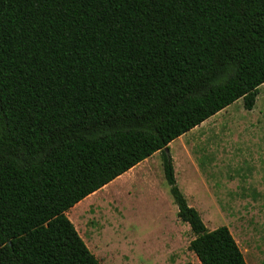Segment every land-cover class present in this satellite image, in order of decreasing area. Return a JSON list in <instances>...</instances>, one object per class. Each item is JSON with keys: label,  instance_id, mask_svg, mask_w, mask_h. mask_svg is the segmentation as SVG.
I'll use <instances>...</instances> for the list:
<instances>
[{"label": "trees", "instance_id": "16d2710c", "mask_svg": "<svg viewBox=\"0 0 264 264\" xmlns=\"http://www.w3.org/2000/svg\"><path fill=\"white\" fill-rule=\"evenodd\" d=\"M264 84V0H0V264H101L70 208L160 151L201 264H248L169 144Z\"/></svg>", "mask_w": 264, "mask_h": 264}, {"label": "rangeland", "instance_id": "374dc122", "mask_svg": "<svg viewBox=\"0 0 264 264\" xmlns=\"http://www.w3.org/2000/svg\"><path fill=\"white\" fill-rule=\"evenodd\" d=\"M258 90L253 111L245 109L241 99L231 107L234 112L204 121L181 136L174 142L173 150H180L184 142L196 145L204 164L210 162L216 151L227 152V148L229 151L236 149L234 154L257 151L262 156L264 84ZM251 119L259 120L260 124L256 129V140H240L232 146L233 139L209 135L202 142L197 137L203 128L202 132L213 133L216 129L210 127L216 120L221 127L241 131L240 122H250ZM254 167L247 163L244 170L239 171L232 163L224 170L210 166L207 172L214 177L216 184L212 188V201L195 203V206L209 230L224 225L229 227L248 264H264V166ZM232 175L238 179H231ZM130 178V174L116 178L75 210L74 225L101 264H201L189 249L195 237L190 225L182 222L177 212L161 198L156 201V187L136 182L129 189ZM163 184L168 186L165 180ZM146 211L152 216L147 217ZM160 213L162 216L158 218Z\"/></svg>", "mask_w": 264, "mask_h": 264}, {"label": "crops", "instance_id": "0c3cea01", "mask_svg": "<svg viewBox=\"0 0 264 264\" xmlns=\"http://www.w3.org/2000/svg\"><path fill=\"white\" fill-rule=\"evenodd\" d=\"M239 101H241V99L235 101L234 103L221 110L217 114L213 115L212 117L208 118L207 120L212 119L213 117H216L218 115H224V113L228 114L229 112H234L231 111V107ZM245 109H247L246 106ZM249 110L253 111L254 107ZM219 124V120H216L214 122V124L210 128H212V130L215 128L216 130H214L211 134L208 132H202L203 129H205L203 128L201 131H199V133H197L198 139L203 142L209 137V135H213L216 137L219 136L220 138H225L227 140L233 139V141H231V145L234 146V143L237 144L236 142H239L240 140H256V129H258V126L260 125L259 120L257 119H251L250 122L241 121L240 125L243 129L241 131H237L235 129H232L231 127L229 128L228 126L221 127ZM180 138L182 137L180 136L177 139ZM177 139H175L169 144L168 150V154L173 160L176 181L179 188L186 196L188 203L194 206L199 212L200 210L198 207L195 206V203L212 201V188L214 189L216 187V184L214 183V177L210 176L207 172L210 166H212V169L220 168L224 170L223 168H225L228 164L232 163L236 167V170L239 171H243L244 166L247 163L253 164L255 166L254 168L261 165L264 166V149L261 150L262 156H260L257 151L253 153L242 151L234 154L236 149L235 151H229L227 148V152L216 151L212 158L209 157L210 162L208 164H204L201 162L202 156H199L197 153L196 145L193 146L189 142H184L180 150H173L172 146ZM229 143L230 141L226 143V145H229ZM128 174L131 175L129 181V189H131V185L133 186L136 182H141L142 184L151 188L156 187V201L161 198L164 204L168 203L171 209H174L175 212H178V207L174 203V200L170 193V186L168 185L166 187L163 184L164 180L166 181V179L164 175L162 152L158 151L154 153L152 156L146 158L145 160L128 170L126 173H124V175ZM232 178L238 179L234 175H232L231 179ZM226 179L227 177L225 178V181ZM174 204L176 205V207L174 206ZM78 207L79 206L77 203L74 207H72L68 215V217L72 220V222H74V224V217H76L75 210ZM146 216L151 217L152 215L147 213ZM161 216L162 214L160 213L158 218H161Z\"/></svg>", "mask_w": 264, "mask_h": 264}, {"label": "bare ground", "instance_id": "6f19581e", "mask_svg": "<svg viewBox=\"0 0 264 264\" xmlns=\"http://www.w3.org/2000/svg\"><path fill=\"white\" fill-rule=\"evenodd\" d=\"M110 184H107L106 186H104V187H108ZM103 187V188H104ZM99 192V190L98 191H96V192H94V193H92V194H90L89 196H87L83 201H80V203H78V206H82L83 205V202H85V201H87L89 198H91L93 195H95V194H97Z\"/></svg>", "mask_w": 264, "mask_h": 264}]
</instances>
